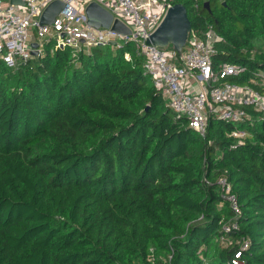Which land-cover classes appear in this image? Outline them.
I'll return each mask as SVG.
<instances>
[{
    "label": "trees",
    "instance_id": "obj_1",
    "mask_svg": "<svg viewBox=\"0 0 264 264\" xmlns=\"http://www.w3.org/2000/svg\"><path fill=\"white\" fill-rule=\"evenodd\" d=\"M205 1L173 0L226 38L215 67L245 65L246 81L264 68V0ZM143 64L132 44L74 57L52 40L0 62V264H234L244 239L243 264H264V119L211 116L202 136ZM224 175L242 206L230 232Z\"/></svg>",
    "mask_w": 264,
    "mask_h": 264
},
{
    "label": "built area",
    "instance_id": "obj_2",
    "mask_svg": "<svg viewBox=\"0 0 264 264\" xmlns=\"http://www.w3.org/2000/svg\"><path fill=\"white\" fill-rule=\"evenodd\" d=\"M52 1L22 0L23 4H16L0 0V62L18 68L35 56L34 49L39 50L38 55H43L45 44L51 40L55 41V48L70 47L74 57L98 45L115 42V46L122 48L132 44L138 55L144 57L145 72L151 76L167 106L202 136L207 133L211 116L237 126L264 119V68L240 82L234 79L247 73V66L225 61L215 67L216 47L226 38L214 25H208L202 33L192 29L182 55L171 46L161 48L147 43L174 4L173 0H62L65 6L54 22L42 24L41 15ZM92 1L126 23L131 34L119 33L111 26L90 25L86 7ZM194 6L199 8V0ZM34 42L38 43L37 48ZM127 58L130 60L131 56L128 54ZM231 134L244 142L248 132L236 128ZM218 183L233 211L223 229L226 232L238 230V219L242 215L238 196L226 175L219 177ZM242 242L234 264H243V251L250 247L248 239Z\"/></svg>",
    "mask_w": 264,
    "mask_h": 264
},
{
    "label": "water",
    "instance_id": "obj_3",
    "mask_svg": "<svg viewBox=\"0 0 264 264\" xmlns=\"http://www.w3.org/2000/svg\"><path fill=\"white\" fill-rule=\"evenodd\" d=\"M12 3L23 4L22 0H11ZM65 6L62 0H54L49 3L42 15V24H51L57 15ZM204 6L210 8V1L206 0ZM88 23L97 28L112 27L115 31L122 34H131V28L96 1H92L86 7ZM192 31V23L188 15L186 6L182 3H174L167 11L160 25L151 33L147 43L154 44L161 48L171 46L182 55L183 48L186 45ZM115 45V42H112ZM33 46L38 47L34 42ZM39 50L34 49L33 55H38Z\"/></svg>",
    "mask_w": 264,
    "mask_h": 264
}]
</instances>
